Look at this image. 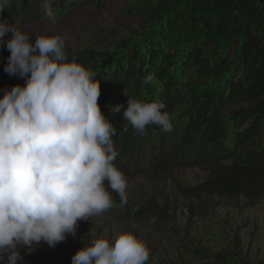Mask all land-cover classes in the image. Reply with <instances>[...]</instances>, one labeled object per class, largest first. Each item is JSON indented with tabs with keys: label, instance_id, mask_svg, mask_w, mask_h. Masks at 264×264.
<instances>
[{
	"label": "trees",
	"instance_id": "16d2710c",
	"mask_svg": "<svg viewBox=\"0 0 264 264\" xmlns=\"http://www.w3.org/2000/svg\"><path fill=\"white\" fill-rule=\"evenodd\" d=\"M43 2L11 0L0 13V21L15 27L8 18L10 12L21 8L29 20ZM52 3L68 13L94 1ZM149 22L155 24L156 33L141 41L144 51L138 43L129 41H119L110 51L65 49L69 60L75 59L97 73L98 104L116 128V166L125 177L131 175L136 150L150 137L161 138L162 146L172 134L175 151L169 153L158 147L151 150L146 172L151 184L174 180V164L189 161L205 173L204 180L192 188L196 198L216 195L250 204L264 200V0H158L150 10ZM15 28L25 32L21 26ZM10 37L11 32L5 39ZM30 41L34 43L35 38L30 37ZM9 55L6 47L0 46V98L5 89L25 83L4 72ZM149 74L154 79L150 84L143 83ZM128 98L162 102L173 131L166 133L151 125L145 135L136 134L117 108L127 107ZM182 145L189 148L191 156L186 159L179 154ZM109 191L115 202L112 210L127 217L139 216L142 209L129 197L121 206L120 197ZM151 211L158 219L165 217L164 209ZM65 240L77 249L91 243L79 227L75 237L68 235ZM191 253L213 260L196 264H264L224 252L208 255L191 249ZM30 255L34 264H69L54 249H38ZM148 264L194 263L163 260Z\"/></svg>",
	"mask_w": 264,
	"mask_h": 264
},
{
	"label": "clouds",
	"instance_id": "9594fccd",
	"mask_svg": "<svg viewBox=\"0 0 264 264\" xmlns=\"http://www.w3.org/2000/svg\"><path fill=\"white\" fill-rule=\"evenodd\" d=\"M11 0H0V13ZM55 23L52 0L42 4ZM11 37L5 39L7 33ZM0 46L10 55L4 72L25 81L0 98V261L17 264L19 249L41 242L55 247L76 236L78 221H90L128 202V182L116 166V128L98 104L100 80L90 67L69 60L60 34H29L0 21ZM154 79L149 74L143 83ZM136 134L151 125L164 132L173 123L160 101L127 100L120 108ZM150 249L134 233L110 242L93 239L71 264H148Z\"/></svg>",
	"mask_w": 264,
	"mask_h": 264
},
{
	"label": "rangeland",
	"instance_id": "374dc122",
	"mask_svg": "<svg viewBox=\"0 0 264 264\" xmlns=\"http://www.w3.org/2000/svg\"><path fill=\"white\" fill-rule=\"evenodd\" d=\"M93 1L68 13L52 3L57 17L55 23L46 17L42 6L34 10L32 19L26 20L21 8H15L8 18L31 38L60 34L66 48L72 51L84 48L110 51L119 41L138 43L144 51L141 41L156 33L155 24L149 22V14L158 0ZM174 138L170 134L161 146V138L150 137L135 152L136 166H131L132 173L126 178L128 197L142 209L137 213L139 216L127 217L110 209L90 221H78L85 237L90 242L97 238L112 242L121 232L134 233L150 249V262L182 260L196 264L213 261L192 256L191 249L208 255L224 252L248 262H264V200L250 204L243 199L228 201L216 195L196 198L191 194L192 188L204 180L205 173L189 161L174 164V180L169 178L157 186L147 180L151 150L158 147V150L172 153L176 149ZM179 154L185 159L191 156L184 145ZM140 169L143 172H139ZM156 207L164 209L165 217L157 218L151 211ZM43 248L54 249L69 264L79 250L66 240L54 248L41 242L31 250L19 249L22 259L17 264H34L30 254ZM0 264H6V258Z\"/></svg>",
	"mask_w": 264,
	"mask_h": 264
}]
</instances>
